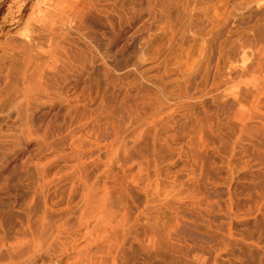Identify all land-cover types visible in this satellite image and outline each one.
<instances>
[{
    "label": "rangeland",
    "instance_id": "rangeland-1",
    "mask_svg": "<svg viewBox=\"0 0 264 264\" xmlns=\"http://www.w3.org/2000/svg\"><path fill=\"white\" fill-rule=\"evenodd\" d=\"M0 264H264V0H0Z\"/></svg>",
    "mask_w": 264,
    "mask_h": 264
}]
</instances>
